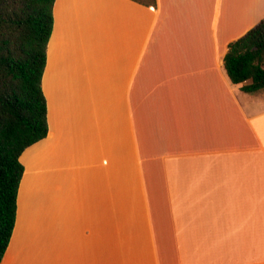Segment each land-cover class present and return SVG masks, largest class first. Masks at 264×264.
I'll return each instance as SVG.
<instances>
[{
  "label": "crops",
  "instance_id": "1",
  "mask_svg": "<svg viewBox=\"0 0 264 264\" xmlns=\"http://www.w3.org/2000/svg\"><path fill=\"white\" fill-rule=\"evenodd\" d=\"M264 0H56L46 138L1 264H264V91L225 56Z\"/></svg>",
  "mask_w": 264,
  "mask_h": 264
},
{
  "label": "trees",
  "instance_id": "2",
  "mask_svg": "<svg viewBox=\"0 0 264 264\" xmlns=\"http://www.w3.org/2000/svg\"><path fill=\"white\" fill-rule=\"evenodd\" d=\"M56 0H0V264L17 217L23 153L47 137L43 90ZM225 67L242 91H264V19L230 44Z\"/></svg>",
  "mask_w": 264,
  "mask_h": 264
},
{
  "label": "rangeland",
  "instance_id": "3",
  "mask_svg": "<svg viewBox=\"0 0 264 264\" xmlns=\"http://www.w3.org/2000/svg\"><path fill=\"white\" fill-rule=\"evenodd\" d=\"M142 1H149V0H142ZM262 18H264V15L261 17H258V20H261Z\"/></svg>",
  "mask_w": 264,
  "mask_h": 264
}]
</instances>
